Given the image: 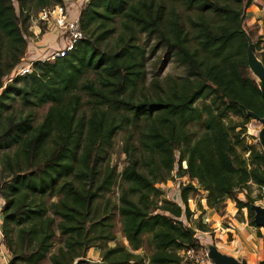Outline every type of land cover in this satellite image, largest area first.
Listing matches in <instances>:
<instances>
[{
  "label": "trees",
  "instance_id": "16d2710c",
  "mask_svg": "<svg viewBox=\"0 0 264 264\" xmlns=\"http://www.w3.org/2000/svg\"><path fill=\"white\" fill-rule=\"evenodd\" d=\"M30 3L36 13L62 0H0L1 230L12 253L8 264H40L44 258L47 264H88L85 254L94 246L100 259L93 264H178L177 251L196 240L183 221L193 214L187 200L197 187L206 192L207 208L230 199L256 227L254 199L243 201L236 191L248 182L264 187L263 151L242 144L236 125L227 120L231 114L244 124L264 115L240 26L251 0H88L78 14L82 37L72 49L32 62L31 72L2 86L24 55ZM142 34L154 36L183 67L178 77L152 81L150 93L143 86ZM253 49L264 68V39ZM82 92L88 112L80 133ZM15 97L23 106L48 104L37 124L31 125L28 114L12 113ZM137 119L143 121L137 137L141 155L126 151L118 174L113 166H98L103 146ZM192 124L204 133L193 138ZM175 165L188 179L179 186L181 205L156 186L172 176ZM117 176L123 186L112 210L126 245L115 241L110 247L106 243L115 240L110 209L106 205L100 214L95 200ZM45 197L56 200L45 205ZM205 227L199 219L196 229ZM55 231L63 242L49 253ZM144 234L152 247L147 257L134 252Z\"/></svg>",
  "mask_w": 264,
  "mask_h": 264
},
{
  "label": "rangeland",
  "instance_id": "374dc122",
  "mask_svg": "<svg viewBox=\"0 0 264 264\" xmlns=\"http://www.w3.org/2000/svg\"><path fill=\"white\" fill-rule=\"evenodd\" d=\"M128 2V1H127ZM126 2V3H127ZM124 7V5H123ZM29 19H33L35 23V17L31 18L35 14V9H32V3L29 4ZM119 13L114 15V19L111 23V26L117 31L118 27V19ZM36 25V24H35ZM240 26L247 38L248 44L250 46L251 52L254 56L257 57L258 51L253 49L255 43L263 38L264 39V1L263 0H251L250 5L243 8V13L240 19ZM50 32L53 36L55 35L52 31H45L43 33ZM40 34H35V38H38ZM115 35V33H114ZM113 35V36H114ZM26 39L27 35H26ZM37 39L33 40V43ZM55 40L56 35H55ZM139 42L145 49V61H144V91L146 93H150L152 91L151 82L157 81L158 83H162L166 76L178 77L183 73V67L174 61V58L169 55L166 49L160 45L154 36H148L145 34L140 35ZM58 43V42H57ZM27 44V42H26ZM59 46V45H58ZM53 49V46L46 45L42 51ZM25 55V54H24ZM23 55V56H24ZM25 57V56H24ZM26 58V57H25ZM258 58V57H257ZM251 74V73H250ZM251 76L258 83V79L256 76L251 74ZM89 77V76H88ZM91 77V76H90ZM82 101L83 104L80 110L76 114V118L81 116V121L79 125V132L82 133L84 129L85 117L88 112V104L85 102L86 96L82 92ZM48 104H42L40 106H23L20 100L15 97V100L10 102L9 108L14 114L26 115L28 114L31 119V125L37 124L47 110ZM137 123L134 125L126 126L124 129L118 130L110 139L108 145H104L102 151L100 152V158L98 159V166L103 167L104 165L113 166L115 169V173L118 174L121 168L126 164V151L132 153L133 156L141 155L140 147L137 143V137L139 129L143 128V121L141 119H137ZM228 124L236 125L234 131L238 133V137L242 144L253 145L256 149L263 150L264 146L263 141L264 137L262 135L261 123L258 119L250 118L246 121V123L242 124V119L229 115ZM188 130L190 131L193 138L199 137L204 133V129L199 124H192L188 126ZM13 146L8 149L10 152ZM238 152L244 157H247V152L238 150ZM182 166V164H181ZM175 174H171L172 176L164 183V184H156L163 192L164 196L170 200L171 197L176 196L177 193L179 195V186L184 185L188 182L187 177H180L177 173V166H174ZM194 185L195 182H192ZM123 186V183L120 181L117 176L111 188L103 195L99 196L95 200V205L97 207L98 212L100 213L104 206L107 205V210L110 209V217L112 220V232L115 236L114 241H109L106 243L107 246H113L114 242L117 241L123 245H126V241L124 240L121 232H120V222L119 217L116 211L112 210V206L117 202V196L120 188ZM197 187V186H196ZM205 195L206 192L201 190L200 188H196L188 194V207L190 211L193 213L190 219L183 221L187 228L196 229L197 223L199 219L204 218L206 220L205 223V233L196 232L199 235L202 243L207 248H211L214 252L219 254H232L237 255L239 257L244 255V250L239 247L236 243L233 244V240L236 238L232 232H225L224 227L227 226L228 219L223 217L225 214L234 213L233 217L237 222H240V219L248 220L246 217V210L242 208L240 211L236 212V208L234 207V203L230 199H225L220 206L215 209L207 208L205 204ZM236 196L245 201L246 197L254 199L251 203V207L262 206L264 207V187L258 188L254 183L248 182L245 187L236 191ZM56 197H45V205H48L50 202L55 201ZM202 204V205H201ZM203 206V207H202ZM205 207V208H204ZM101 214V213H100ZM99 214V215H100ZM203 219V220H204ZM210 222H207V221ZM58 219H55L57 222ZM54 227V224H53ZM239 229H242V226L238 225ZM198 230V229H197ZM15 229L11 230V237L13 236ZM203 236V237H202ZM258 238L262 241V251L255 257V260L252 261V264H260L264 261V227H261L258 231ZM63 237H60L58 233L55 231V234L51 238V247L49 253H52L56 250V248L62 245ZM5 245V242H4ZM6 247V246H5ZM151 243L149 241L148 235L142 236V244L139 249L134 251L139 255H143L147 257L151 252ZM7 254L9 255V261L11 258V252L6 247ZM89 251V250H88ZM48 253V254H49ZM86 257H89V260L93 262H99V249L94 246L93 250L90 251ZM47 254V255H48ZM235 257V256H233ZM239 260V258L237 259ZM8 261V263H9ZM240 261V260H239ZM7 263V264H8ZM47 258H44L40 261V264H47ZM14 264H23L22 262H15ZM211 264L212 261H211Z\"/></svg>",
  "mask_w": 264,
  "mask_h": 264
},
{
  "label": "built area",
  "instance_id": "2783aa9c",
  "mask_svg": "<svg viewBox=\"0 0 264 264\" xmlns=\"http://www.w3.org/2000/svg\"><path fill=\"white\" fill-rule=\"evenodd\" d=\"M88 0H73L71 3L65 4L63 1L60 4H54L48 7H43L35 13V23L39 28V31H52L56 35L58 47L42 51L33 57L25 58L22 56L19 62L10 70V72L3 77L2 86L11 81L16 76H21L31 72L32 62L53 60L56 57H61L65 52L72 49L73 45L82 37V32L79 26L78 14L82 5ZM26 41V35H25ZM182 167H185V163L182 162ZM175 169L171 172L174 174ZM171 201L181 205L178 193L176 196L170 198ZM4 200L0 195V264H7L9 261V255L7 254L6 247L4 245L5 239L1 230L2 223V207ZM202 218L201 222L206 223V220ZM195 237V243L192 246L181 248L177 251L179 256L178 264H211V259L208 256V248L202 243L199 235H193ZM85 260L88 264L98 263L89 260L86 257Z\"/></svg>",
  "mask_w": 264,
  "mask_h": 264
},
{
  "label": "crops",
  "instance_id": "0c3cea01",
  "mask_svg": "<svg viewBox=\"0 0 264 264\" xmlns=\"http://www.w3.org/2000/svg\"><path fill=\"white\" fill-rule=\"evenodd\" d=\"M65 4L71 3L73 0H62ZM35 17L32 16L31 18ZM33 19L28 20V24L26 27L27 31V38L26 39V49L24 52V56L27 58L36 56L38 54L42 53V49L46 47V45H51L53 48L58 47V43L55 40V35L53 36L50 32L43 33L39 31V28L34 24ZM40 34L38 38H35V34ZM37 39L34 43L33 40ZM202 205V204H201ZM203 207V206H202ZM205 208V207H204ZM234 213H229L223 215V217L228 219V222L226 223L227 226L224 227L225 232H232V234L235 235V239L233 240V244L236 243L239 247H241L244 251V255L239 257L237 255L232 254H225L226 256L232 258L233 260L236 261L237 264H252V261L255 260V257L261 253L262 251V241L260 238H258V231L260 230L261 227L256 226H249L247 224V221L243 218L240 219V222H237L234 217ZM207 222H210L209 220ZM205 224V223H203ZM242 226V229L238 228V225ZM194 235H196L197 231L198 232H203L201 230L194 229ZM203 237V236H202ZM89 250V251H88ZM85 254V256H88L91 250H93V247L89 248ZM91 256V255H90ZM89 256V257H90ZM239 258V260H237Z\"/></svg>",
  "mask_w": 264,
  "mask_h": 264
},
{
  "label": "water",
  "instance_id": "95a60500",
  "mask_svg": "<svg viewBox=\"0 0 264 264\" xmlns=\"http://www.w3.org/2000/svg\"><path fill=\"white\" fill-rule=\"evenodd\" d=\"M252 52L250 49V46L248 44L247 46V65H248V70L249 72L253 75L256 76V78L258 79L259 83L258 87L260 89V92L262 94V96L264 97V68L260 62V68L257 67L254 63H253V58H252ZM259 60V59H258ZM253 118L258 119L261 123V129H262V135L264 137V115L259 118L256 117L254 115H252ZM264 146V141L263 144ZM263 151V155H264V149ZM254 210V214H253V218L252 221L256 226L259 227H264V208L263 209H259L258 207H252ZM186 230L191 234L194 235V230L191 228H187ZM208 256L211 259L213 264H237L235 260H233L232 258L223 255V254H219L214 252V250H212L211 248H208ZM260 264H264V261Z\"/></svg>",
  "mask_w": 264,
  "mask_h": 264
},
{
  "label": "bare ground",
  "instance_id": "6f19581e",
  "mask_svg": "<svg viewBox=\"0 0 264 264\" xmlns=\"http://www.w3.org/2000/svg\"><path fill=\"white\" fill-rule=\"evenodd\" d=\"M252 58H253V63L257 66V67H259L260 68V62H259V60H258V58L256 57V56H254V55H252ZM258 83H259V81H258ZM259 209H263L264 207H262V206H257Z\"/></svg>",
  "mask_w": 264,
  "mask_h": 264
}]
</instances>
